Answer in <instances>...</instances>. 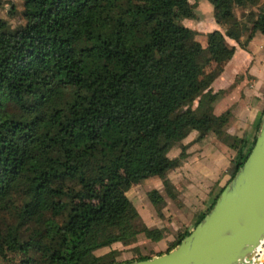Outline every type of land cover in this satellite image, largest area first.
<instances>
[{
	"label": "trees",
	"instance_id": "1",
	"mask_svg": "<svg viewBox=\"0 0 264 264\" xmlns=\"http://www.w3.org/2000/svg\"><path fill=\"white\" fill-rule=\"evenodd\" d=\"M22 1L23 24L11 29L0 17V264L152 256L117 260L115 248L94 251L139 232L159 238L134 224L138 210L122 184L178 166L185 147L175 157L168 150L193 129L197 139L223 138L228 111L212 112L219 92L210 85L234 53L227 37L244 47L254 32L264 36V6L243 25L234 6L259 0H208L225 29L209 31L203 46L181 22L195 16L190 0ZM241 143L194 225L254 140ZM148 196L163 200L157 189Z\"/></svg>",
	"mask_w": 264,
	"mask_h": 264
},
{
	"label": "water",
	"instance_id": "2",
	"mask_svg": "<svg viewBox=\"0 0 264 264\" xmlns=\"http://www.w3.org/2000/svg\"><path fill=\"white\" fill-rule=\"evenodd\" d=\"M264 111L254 143L211 207L174 247L120 264H264Z\"/></svg>",
	"mask_w": 264,
	"mask_h": 264
},
{
	"label": "crops",
	"instance_id": "3",
	"mask_svg": "<svg viewBox=\"0 0 264 264\" xmlns=\"http://www.w3.org/2000/svg\"><path fill=\"white\" fill-rule=\"evenodd\" d=\"M232 44L235 45L233 55L223 62L221 72L210 85L212 92H219L212 112L216 115L229 112V119L224 126L225 135L219 138L214 133H207L197 139L198 131L191 130L184 137L186 144L190 146H187L186 155L178 165L183 169L182 178L187 176L203 183L202 188L194 187L193 193V196L198 195L197 198L202 199H198L196 206L189 210L197 215L203 211L215 188L221 187L228 179V168L242 144L241 139H244L246 146L254 140L257 124L264 111V36L256 31L244 47L236 41ZM221 142L225 144L224 147ZM194 148L198 151L193 153ZM172 182L177 186L175 180ZM160 194L163 195L161 192ZM153 222L150 218L145 225L153 228ZM185 226V229H191L194 224L190 226L189 220Z\"/></svg>",
	"mask_w": 264,
	"mask_h": 264
},
{
	"label": "rangeland",
	"instance_id": "4",
	"mask_svg": "<svg viewBox=\"0 0 264 264\" xmlns=\"http://www.w3.org/2000/svg\"><path fill=\"white\" fill-rule=\"evenodd\" d=\"M190 1L194 4L195 16L183 18L181 22L193 29L195 31V39L203 46H206L207 33L216 28L224 31L225 26L216 22L213 16V6L208 0ZM260 5L264 6V0H259L258 3L247 4L245 6L235 5L233 11L243 25H250L249 20ZM22 9V0H0V17L7 20L8 27L11 29L24 23L25 20L22 15ZM248 32L249 29L243 30L240 36L241 41L245 40ZM227 40L231 44L236 41L229 37H227ZM201 97L200 94L193 102V106L197 105ZM143 132H146V129H144ZM210 133L212 134L213 132H209V134ZM186 143L185 138L176 141L168 150L167 154L170 157L178 156L182 147H185L186 152L190 146ZM221 144H223L222 146L224 147L225 144L223 142H221ZM196 151L198 150H195V148L192 150L193 153ZM231 169L232 163L228 168L229 175ZM182 174V167L177 166L173 169H169L164 176L150 174L140 180H133L122 184L125 193L138 210V215L133 219L134 224L137 226L145 225L147 221H150V218H152L154 225L151 227L158 233L160 239H152L143 232H139L135 240L129 243L124 244L120 241H116L110 245L99 247L94 252L96 254H103L115 248L118 250L115 255L117 260L132 259L144 254L154 255L157 251L165 252L170 242L176 239L180 232L185 230L186 221L190 220V226L194 224L197 214L189 210L196 206V201L198 199H202L197 198L198 195L193 196V193L195 191L194 187L198 186L202 188L203 183L200 184L195 181L196 179L187 176L182 178ZM172 180L176 181L177 186L173 184ZM189 180L191 181L189 182ZM166 182L170 183L168 188L165 186ZM219 188V186L216 187L212 194H210L203 210H206L209 206L212 199L219 191ZM153 189H157L159 193L161 192L163 194L162 198L164 196L165 201L161 200L157 203H153L148 196V192ZM161 241L164 244L160 243ZM157 246L159 248H155Z\"/></svg>",
	"mask_w": 264,
	"mask_h": 264
},
{
	"label": "bare ground",
	"instance_id": "5",
	"mask_svg": "<svg viewBox=\"0 0 264 264\" xmlns=\"http://www.w3.org/2000/svg\"><path fill=\"white\" fill-rule=\"evenodd\" d=\"M261 254L264 256V246L260 248Z\"/></svg>",
	"mask_w": 264,
	"mask_h": 264
}]
</instances>
